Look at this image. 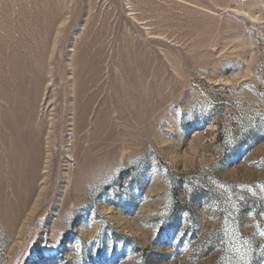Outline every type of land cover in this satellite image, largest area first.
<instances>
[{"label": "rangeland", "instance_id": "rangeland-1", "mask_svg": "<svg viewBox=\"0 0 264 264\" xmlns=\"http://www.w3.org/2000/svg\"><path fill=\"white\" fill-rule=\"evenodd\" d=\"M264 0H0V264H264Z\"/></svg>", "mask_w": 264, "mask_h": 264}, {"label": "snow or ice", "instance_id": "snow-or-ice-1", "mask_svg": "<svg viewBox=\"0 0 264 264\" xmlns=\"http://www.w3.org/2000/svg\"><path fill=\"white\" fill-rule=\"evenodd\" d=\"M261 235H264V233H261Z\"/></svg>", "mask_w": 264, "mask_h": 264}]
</instances>
